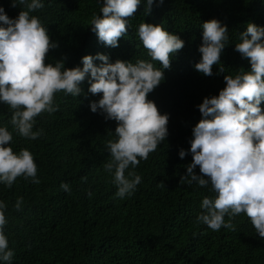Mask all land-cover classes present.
Wrapping results in <instances>:
<instances>
[{
	"label": "trees",
	"instance_id": "trees-1",
	"mask_svg": "<svg viewBox=\"0 0 264 264\" xmlns=\"http://www.w3.org/2000/svg\"><path fill=\"white\" fill-rule=\"evenodd\" d=\"M0 5L13 18L22 10L12 7L11 0H0ZM101 6L99 0H44V7L32 14L58 43L46 62L64 59L65 67L82 66L84 55L97 53L112 62L148 60L138 27L142 22L163 24L185 41L164 69L165 79L148 94L161 113L169 114L168 136L131 169L142 179L133 195L121 199L103 167L110 159L105 144L115 139L117 122L91 111L90 102L100 96L88 91L87 77L78 96L58 92V110L36 117L33 130L41 135L35 140L13 129L11 110L0 102V126L13 132L9 143L14 151L26 148L33 154L40 180L21 176L11 187L0 183V200L7 205L4 232L14 250L11 264H264V238L244 213L231 218L233 229L214 231L197 221L202 199L214 193L210 187L180 182L192 154H178L190 148L192 129L202 118L197 105L218 95L226 74L250 70L235 43L248 23L264 26V0H164L147 14L142 2L127 18L128 32L117 47L106 46L91 31L89 21L94 13L102 15ZM211 18L227 25L229 44L206 76L194 65L201 58L202 24ZM195 171L199 174V166ZM62 182L70 192L61 189ZM18 197L23 198L19 210L14 207Z\"/></svg>",
	"mask_w": 264,
	"mask_h": 264
},
{
	"label": "clouds",
	"instance_id": "clouds-1",
	"mask_svg": "<svg viewBox=\"0 0 264 264\" xmlns=\"http://www.w3.org/2000/svg\"><path fill=\"white\" fill-rule=\"evenodd\" d=\"M99 2L102 15L93 14L91 31L106 46L117 47L119 38L128 32L127 18L138 6L145 3L147 14L154 4L158 7L164 0ZM18 5L22 10L15 18L0 5V102L11 110L13 129L22 137L37 139L41 132L33 130L36 117L58 110L56 93L78 96L87 77L88 91L100 96L90 102L91 111L117 122L115 139L105 144L110 159L104 163V170L117 188V197L133 195L142 177L131 169L146 160L168 136L169 114L161 113L148 94L165 79L164 69L171 66L172 57L185 41L163 24L142 22L138 36L151 59L112 62L104 53L86 54L81 58L82 66L65 67L64 59L46 62L49 50L57 48L58 43L50 38L40 18L32 14L44 7V0H11L12 7ZM202 29L198 49L201 58L194 67L210 76L229 44L228 27L211 18L203 22ZM235 50L249 60L251 68L226 74L225 86L218 95L206 96L197 105L202 118L192 129L190 148H181L178 153L180 158L192 154L180 182L210 187L214 193L202 199L198 222L214 231L222 226L233 229L231 218L244 213L255 232L264 238V26L248 23ZM97 59L100 64L94 63ZM218 71L223 72L224 67ZM12 139L13 132L0 126V183L11 187L21 176L39 183L33 154L26 148L14 151L9 143ZM60 187L71 191L68 183L62 182ZM88 195H92L91 191ZM22 204L23 198L18 197L14 207L19 210ZM6 208L0 200V264H11L14 256L4 232Z\"/></svg>",
	"mask_w": 264,
	"mask_h": 264
}]
</instances>
